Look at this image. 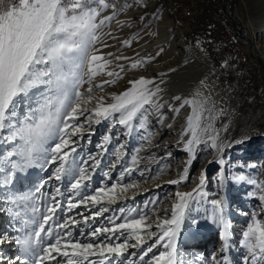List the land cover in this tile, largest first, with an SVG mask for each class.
I'll list each match as a JSON object with an SVG mask.
<instances>
[{
	"label": "rangeland",
	"instance_id": "374dc122",
	"mask_svg": "<svg viewBox=\"0 0 264 264\" xmlns=\"http://www.w3.org/2000/svg\"><path fill=\"white\" fill-rule=\"evenodd\" d=\"M65 2L67 4L70 0H65ZM18 3L19 0H0V11L6 10V8ZM95 3H98V0H88L87 6L93 8ZM105 3L107 5L105 8H111L114 11L109 15H103L102 17L98 16L96 18L97 24H99L100 20H104L105 22L99 24V27L96 29V39L89 42L91 48L95 50V53L101 49L110 48V50H113L115 53L121 54V58H126V60L132 61L133 63L145 61L136 69L130 67L132 70L140 71V68H143L145 67L144 65H146L143 43L145 40H158L161 34L158 30L157 22L162 21L164 17H167V19L171 21L175 32H179L183 35L185 44L189 48L198 52L203 66L212 78L213 96L210 103H214V118L217 126H221L224 122L231 120L234 115L239 116V120L235 122L234 127L243 126L245 122H250L248 133H250V135H256L257 138L250 142V150L245 151L248 153L245 156H239V154L236 155L235 153L243 151V148L235 146L232 147L231 150H224L221 155L222 160L229 161L223 169L225 180L222 181L216 174L217 169L222 167V163L215 164L203 174L206 182V195H196L194 196V199L189 200L188 207L184 212V219L181 222L178 231L179 235L183 231L185 236L182 241L177 239L176 254L174 253L175 264H213V255L217 258V264H245L244 257L248 256L249 253L246 246L242 243L244 239L243 233L247 231L250 224H255V220H258L260 226L264 227V199H261V197H264V174L260 175L259 166L264 160V66L262 67L261 64L249 54L248 46L245 43L243 44L238 38H235L231 34L218 36L219 41L216 39L218 48L215 50V55L213 54L214 52L211 54L207 52L212 51V44L203 43L202 48L194 43H188L193 42V35L187 32H182V20L170 12L165 14L162 13L157 2H155V4H146V0H142V3L141 0H105ZM131 8H135V12L132 14L128 23L117 21L119 14L129 13ZM232 12L238 18L242 19V21H246L247 16L242 10L241 0L236 1V7L232 9ZM251 15L252 12L250 13V16ZM109 16H111V19L105 20V17ZM202 16L203 15L201 14V18ZM204 25L205 23L202 18L199 26L203 27ZM183 28L185 29V25ZM243 28L252 35L248 25L244 24ZM253 35L254 37L257 35L256 37L258 38V53H264V30L261 29ZM176 36L172 35V37H169L168 43L173 41ZM162 46V48L156 49V51L151 54L152 59L157 60L159 57L165 56L167 52L169 54L171 53L170 56L173 57L176 55L177 59L179 58V53L175 51L177 50L176 48L171 47L173 49L170 50L169 44ZM229 46L236 47L237 49L234 48L235 50L232 51ZM241 50L243 51V54L238 53V51ZM158 53L159 55H157ZM108 67H106V69ZM130 69L124 70L123 73L130 71ZM82 70L86 71L82 72ZM65 71H70V68H66ZM78 71L84 81L79 87V90L82 93H86L90 83L97 82L96 84H101L103 82V76L100 78L92 76L91 82H89L87 76V72H89V64L86 65L85 61L83 67ZM100 71L102 72V70ZM100 75L102 74L100 73ZM112 79L115 80V83L107 84L102 90L94 88L91 94L96 97L103 96L105 99H109L117 96L114 93L120 95L121 93L129 91L132 87V84L129 83V79L113 76L110 77L109 80ZM99 80L102 81L100 82ZM233 83L237 84V87ZM84 87L86 88L84 89ZM32 91L34 102L32 103L31 108L32 111H36L40 105L35 103V101L40 100L41 103H43L42 97L48 94L46 92V86H41ZM52 95H54V93ZM85 96H87V94ZM246 97H248L247 100ZM88 106L93 107L94 105L90 104ZM145 106L137 112L136 116L131 121V128L121 126L119 129L112 132V127L115 122L112 118H109L108 120H101L103 122L102 128L100 131L95 132L96 138H98L96 140L98 144L103 142L102 140L105 136L112 137L114 141L111 146L104 147L106 159H97L101 161L94 170H98L97 180L105 181L106 178H109L108 188H111L113 184H116V191L118 194V198L113 197L111 194L108 196H105L103 193L95 194L102 197L100 204H104V202L107 201H113L114 203H117L118 200L125 201L132 192L137 191L139 188H144L152 180L163 176V172L166 171L167 168L176 169L181 158L186 156V153L184 152H180L175 156H170L161 151L158 152L155 149L150 150L149 152L147 151L146 153L143 152L144 150L142 146L146 147L149 145V143L153 141L154 134L156 133V126H154L155 123L152 122L154 118L152 115L156 109L153 107L149 109L147 105ZM23 109L24 113L22 114L24 115L19 119L16 118L18 121L15 120V122H10L11 117L5 121V124H7V130L3 134L2 142L6 144L5 148L3 147L0 149V197L5 199L4 206L7 210L6 212L11 215L15 222L21 221V224L24 223L25 218L27 219L31 206L38 210L36 212L33 211V216L35 218L42 221V216L47 214V207L52 201V199L50 200V197H52L51 195L56 191V187H54V185V188L50 187L46 194V184L39 193H37L35 189L41 186V181H47L46 179L53 176L56 167L59 166V162L53 165H46L44 163L46 159L50 158L51 148L54 147V143L59 142L58 136H51L44 141L43 148L34 153L32 164L27 166L24 171L16 169L13 182L8 185L4 184V180L8 177L9 172L13 171L11 162L15 161L18 165L24 164V158L20 155L24 146V141L19 136L15 139H9V137L13 134L16 128L23 126L24 123L34 124L39 119L38 111L32 119H27L30 115L27 106H23L22 109L19 107L17 108V111L19 112ZM54 110L55 106L53 107V111ZM63 114L66 115V113ZM17 117H19V115H17ZM254 118L255 120H253ZM81 123H84L83 119L81 120ZM91 123H95V121L93 120ZM141 123L144 125L143 128L140 127ZM99 124L101 125V123ZM9 125H13L14 127H9ZM60 127H63V123L60 124ZM173 135L177 136V134L175 135L174 133ZM222 137L221 141L223 142L224 139H222ZM82 139H84V144L85 141H88V144H91L92 142V139L87 138V136ZM211 142L215 143L213 141ZM179 144L180 142H177L174 146H178ZM174 146H171L170 149L177 147ZM217 147L218 144L215 143V146H212V149L207 148L206 150L201 151V153H199L198 150H195L196 155L191 166V169H193L191 176L188 178L189 180L187 179L188 181L182 183L178 187V191L187 189L191 182V178L196 172H198L200 176L203 171L202 165L204 160L209 153L215 152ZM43 149H47V153H45ZM9 153L16 154L9 157ZM133 157L136 158L135 161H133ZM78 161V155L70 153L67 164L69 167H74V173L70 176L75 177L78 175ZM94 162L95 160L91 165H93ZM237 162L238 164L235 165ZM140 163H147L150 167L148 168V166L143 164L140 165ZM117 164H119V167L115 168ZM41 165L44 166L41 167ZM113 165L114 168L111 167ZM125 169H133V171L121 177V173L124 172ZM106 172L109 173L108 176L104 175ZM61 175L63 178L64 175ZM149 177L152 178L149 179ZM239 177H243L244 179H239ZM60 180L54 179V183H58ZM17 181L20 182L19 187L16 186ZM132 183H135L137 187L128 189V194L120 193L121 185ZM87 188L91 192H94L95 190L94 184H87ZM176 188L177 187L173 186H165L157 191L152 190L148 195L140 196L131 202H122V204L114 209H109L107 212L104 211L103 215L106 214L105 218H107V221L102 222V225L106 224V227L111 228L113 227V222L123 223L125 222L126 217L138 218V215L142 212L146 213L154 220V206L158 209L162 203H167V206L171 209L172 204L178 202V199L175 197L177 192ZM140 194V192H137L133 196ZM23 197H29V199H22ZM205 200L207 202L220 201V208L217 209L213 202V208L208 209L207 211L208 206L207 208L203 206V201ZM153 201L156 202L155 205H153ZM121 209H123V212H121ZM95 210L97 212L101 209L97 208ZM17 213L19 215H17ZM158 214L160 216V213ZM163 215L168 216L167 213H163ZM221 218L223 219V223H221ZM193 220L196 221V224L192 223ZM187 221H189V223L186 225L185 222L187 223ZM29 226L30 230L33 231L34 226L31 224ZM187 226L188 231H184ZM25 230L26 228L23 227L24 232ZM152 230L156 231L155 228ZM225 231L227 232L226 238L223 236ZM203 235L206 237L210 236V243L208 242L207 246L208 248L212 247V249L206 254L202 252V256L198 261L196 260L199 258L196 257V253L198 254V252L195 250H201L200 247ZM130 236V230H118L117 233L114 234V237H119L118 242H123L124 239H129L130 244L135 243ZM218 238L219 240H222V245L218 248H213L214 246L212 245H215V240ZM152 242H154V240L148 241V243ZM192 248L193 250H191ZM165 250L163 244L158 245L157 248L153 249L152 253L147 255L144 262H139L140 249H137V255L133 258H131V254L127 255V258H124V262H122V259L119 260L118 258H114L112 261L115 263L117 262V264H120L121 262L122 264H131L133 261H135L136 264H147V260L151 259L154 255H159L160 251Z\"/></svg>",
	"mask_w": 264,
	"mask_h": 264
},
{
	"label": "snow or ice",
	"instance_id": "6c2138e0",
	"mask_svg": "<svg viewBox=\"0 0 264 264\" xmlns=\"http://www.w3.org/2000/svg\"><path fill=\"white\" fill-rule=\"evenodd\" d=\"M88 0H70L66 4L65 0H19L18 4H13L6 10L0 11V129L5 127V121L9 117L16 116L17 108L27 106L30 115L27 119H32L39 112V119L34 124L24 123L23 126L16 128L9 139H15L19 136L24 141V146L20 155L24 158V164L18 165L15 161L11 162L12 172L4 180V184L8 185L13 182L15 170L24 171L30 166L34 160V153L43 148L44 141L51 136H58L59 142L54 143L51 148L50 158L45 160L46 165H53L59 162L52 178L60 180L64 176L73 175L74 167L67 164L70 153L76 152L75 140L73 139L81 133L85 124L91 123L93 120L96 124L101 120L112 118L114 122L128 128L132 127L131 121L137 112L144 108L145 105H155V97L160 91L159 86L155 87V91L149 90L147 87L137 88V85L147 86L154 82L144 77L137 80L129 81L133 85L135 94L130 97V92L126 91L119 96H114V103H104V97L94 98L91 93L94 88L103 89L109 83H115V80L103 81L101 84L92 85L82 93L79 90L80 85L84 82L79 74V69L83 67L85 58H87V45L90 41L95 40V31L99 24L105 21L100 20L96 23V18L100 15V11L96 8L87 6ZM98 4L107 7L105 0H98ZM115 14V13H114ZM111 16L105 17L110 20ZM159 55V53L157 54ZM121 59V57H116ZM104 60V57L92 55L88 58L89 63V82L92 76L96 75L92 65L103 68L105 65L97 64L98 61ZM145 61H138L131 65L132 69L141 66ZM107 64V61H105ZM70 68V71H65ZM110 77L118 76V73H108ZM46 86L48 95L43 96L41 103L36 100L35 103L40 107L36 111H32L31 105L33 101V89ZM132 91V90H130ZM54 93V95H52ZM87 94V99L83 97ZM74 98V100H73ZM174 99H179L175 97ZM192 103V101H185ZM93 104V107L88 105ZM55 110L53 111V107ZM178 111V109H177ZM63 113H66L63 114ZM113 114H119L120 118L115 121ZM84 123H81V120ZM63 123V127L60 124ZM9 127H14L9 125ZM144 127L143 123L140 125ZM195 136V129L192 130ZM108 137L104 140L107 142ZM199 143L198 140L195 141ZM192 141H189V150H191ZM103 148L104 145H97ZM47 153V149H43ZM16 153H9V157ZM91 159V158H90ZM133 157V161H135ZM101 163L95 160L92 165L93 171L95 167ZM44 165H41L43 167ZM133 169H125L121 173V177L129 174ZM187 168L185 175L179 180H172L170 183L177 184L185 181L187 177ZM108 176L109 173H105ZM152 177H149L151 179ZM90 179L87 175L85 167L79 168L78 175L75 176L71 183L73 192L80 195V190L87 187L85 183ZM239 179H244L239 177ZM48 181H41V186L35 191L41 192L43 186ZM204 184V176L201 174L200 183L190 192H177L178 202L171 206V218L160 219L159 212H167V209H156L153 207V215L155 219H151L146 213H141L138 218H125L123 223L113 222V227L96 228L91 232L92 237H97L104 233H117L118 230H130V238L135 243L130 244L129 239L123 242H101V243H81L76 240L73 242L71 233L65 231L63 237L60 230L69 228V224H75L76 221L69 217L63 223H55V213L61 205L57 202L55 207H49L41 220L33 218L25 221V226L33 225V232L16 242L20 245L22 253L31 252L32 259L28 255H24L23 259L18 258L16 264H45L46 261H55L58 256L67 257V264H82L77 259L83 257L88 260L90 256L97 255L95 250H99V255L103 257L100 264H112L114 258L124 256L128 252L129 247L140 249L139 262H144L149 253L158 245L163 244L165 251H160L159 255H154L147 260V264H175L174 261V238L179 231L180 224L184 219L185 209L188 207L189 200L194 199V194L201 195L202 186ZM137 185L124 184L120 186V193H125L128 189L135 188ZM117 185L113 184L111 188L96 189L98 194L103 193L105 196L111 194L118 198ZM59 189H57V192ZM11 199V198H9ZM22 199H29L23 197ZM55 199V197H53ZM102 197L100 195L85 196L78 203H72L69 200L70 208H77L80 204H100ZM264 199V197H261ZM155 205V201L152 202ZM217 209L220 208V201H214ZM34 212L38 211L33 209ZM107 211L101 208L95 212L94 216L101 215ZM123 212V209H121ZM17 215H19L17 213ZM255 220V217H254ZM50 221L53 226H49ZM196 224V221H192ZM221 223L223 219L221 218ZM38 225V227H36ZM155 228L156 231L152 229ZM33 235L35 238H33ZM47 235L48 240L44 242ZM226 238L227 232L223 233ZM54 237V242H53ZM242 243L246 246L249 253L244 257L245 264H264V227L260 226V222L255 220V224H250L247 231L243 233ZM7 233H0V244L9 239ZM109 237L108 239H112ZM119 241V237H115ZM148 243V241H152ZM68 249L72 251L69 252ZM146 249V250H145ZM137 255L136 253L132 254ZM226 260V258H225ZM213 264H217V258L212 256ZM131 264H136L135 261Z\"/></svg>",
	"mask_w": 264,
	"mask_h": 264
},
{
	"label": "bare ground",
	"instance_id": "6f19581e",
	"mask_svg": "<svg viewBox=\"0 0 264 264\" xmlns=\"http://www.w3.org/2000/svg\"><path fill=\"white\" fill-rule=\"evenodd\" d=\"M157 4L160 6L162 13H172L176 17H178L177 12L175 8L173 7H166L164 8L161 0H146V4ZM176 0H167L168 5H175ZM241 7L244 11L245 15L247 16L246 21H242V19L238 18L236 15L235 18L238 21V25L241 28V31L243 35L246 38H249L252 43V47L250 49L251 56L256 59L261 66H264V53H258V38L253 34H256L259 30H264V0H241ZM97 10H99L101 13L99 17H102L103 15H109L113 13V9L111 8H101V6L98 3H95L94 7ZM103 12V14H102ZM135 12V8H131L129 13H121L118 15L117 21H122V23H128L131 19L132 14ZM252 12V15L250 16V13ZM246 24L250 28V31L252 32V35H250L244 28L243 25ZM158 30L160 32V37L158 40L150 41L145 40L143 43L144 48V58H146V65L144 70L143 68H140L141 70H132L130 69L131 65L133 64L132 61L126 60V58L116 59V57H121L122 55L119 53H115L113 50L109 49H101L94 52L95 50L91 48V45L88 43L87 45V58H85V64L88 63V58H90L92 55H99L104 57V60L98 61L97 64H105V61H107V64H105V67L99 68L96 65H92L93 69L96 72V75L94 77L100 78L101 76L104 77L102 79L103 81L109 80L110 76L108 73H118V77H124L125 79H129V81L137 80L140 77H144L148 80H152L154 83L147 86H140L137 85V88H143L147 87L149 90L155 91V87L158 85L160 91L156 95L155 99V105L158 106H149L150 108H155L156 111L152 115L154 118L152 122H154V126H156L154 134L153 141L149 143V145L142 146L143 152H149L150 150H157L158 152H163L166 155L175 156L176 154H179L180 152L186 153L184 157L181 158L179 164L177 165L176 169L174 168H167L166 171H164V175L152 180L148 185H146L144 188H139L137 191H134L131 193V195L125 200V201H119L117 203H114L113 201H107L104 202V204H92L91 201H88L87 204H80L77 208H70L69 207V200L71 199L72 203H78L79 200L83 199L85 196H91L97 194L96 189L98 188H104L105 190L109 189V178L104 180H97V171H93L92 169V162L94 160H97L99 158L106 159L105 153H104V147L105 146H111L113 144L112 137L110 138L108 136V141L106 142L104 139L102 140V143H97V139L95 132H98L102 128V121L101 125L96 123H88L83 128L81 134L77 135L73 139L75 140V147L76 152L75 154L78 155V164L80 167H85L87 169V175L90 176V179L86 181L85 183L88 185L94 184V192L88 190V188L84 187L80 190V195L77 196L75 192L71 189V183L74 181V176H63L61 178L60 182L54 183V178L51 176L50 178L46 179L48 183L45 186V194L47 193L48 189L51 187H56V191L53 192L50 197V200L52 201L49 203L47 209L49 207H55L56 203L58 202L61 207L57 208L55 215V223H63L65 219H68L71 217L76 221L75 224H69V228L66 230H60L61 236L63 237V233L65 231L71 233V237L73 242L76 240L80 241L81 243H101V242H111L115 244L117 239H115L114 236H112L111 233H104L97 237H92L90 234L93 232L96 228H103L106 227L104 224L102 225V222H106L107 218H105V215H103V212L99 216H94V213L96 212L95 209L97 208H105L107 210L114 209L118 205L122 204V202H131L134 199H137L140 196L148 195L152 190L157 191L165 186H173L177 187V192H190L194 188L197 187V185L200 183V177L201 174H204L205 171L211 169L215 164L222 163V167L217 169V175L219 176V179L222 181L225 180V176H223V169L226 166V163L229 161L222 160V153L226 149H232V147L240 146L243 148V151L235 153L236 155L239 154V156H245L248 152H245L246 150H250V145L252 141L256 140V135H250L248 133L249 123L245 122L243 126L234 127L235 122L239 120V116H233L231 120H228L224 122L221 126H217L215 122V109L214 103L211 102V98L213 96V83L212 78L208 74L207 70L202 64L201 57L192 48H189L183 39V35L179 32H175L173 29L172 23L167 17H164L162 21L157 22ZM176 33V34H175ZM121 35V34H120ZM118 35V36H120ZM172 35H177L175 37V41H169V37H172ZM193 35V34H192ZM242 43H245L248 46V41L245 39H239ZM174 42V43H173ZM169 44V49L176 48L175 50L177 53H179V58L177 59V56H170V54L167 52L165 56L159 57V59H152L151 54L156 51L158 48H162V45ZM204 44H212V50H213V43H204ZM161 45V46H158ZM173 47V48H171ZM95 48V47H94ZM169 50V51H170ZM176 57V59H175ZM172 58V59H171ZM261 59V60H260ZM109 66V67H108ZM106 67H108L106 69ZM130 69V71L123 73L124 70ZM71 70V69H70ZM102 70V72L100 71ZM86 70H82V72H85ZM264 72V67H263ZM100 73L102 75H100ZM87 76L89 78L88 72ZM113 77V76H112ZM101 80V81H102ZM100 81V80H99ZM100 81V82H101ZM97 82H93V85H96ZM86 87H84L85 89ZM132 90V91H130ZM130 92V97L135 94V91L133 90V85ZM84 91V90H83ZM115 95L119 96L118 93H114ZM92 95V94H91ZM108 95V94H107ZM94 98H98L95 95H92ZM175 97H179V99H174ZM83 99H87V96ZM185 101H192V103H185ZM104 103H114L113 98L105 99ZM146 107V106H145ZM23 106H21V109ZM178 109V111H177ZM24 113V109L21 111L16 110V116L11 117L10 122H15L17 120L16 118H20L22 114ZM150 114V112H149ZM19 115V117H17ZM115 116V120L118 121L120 118L119 114H113ZM255 120V118L253 119ZM18 121V120H17ZM6 123V122H5ZM7 124H5V127L0 129V149L5 148V144L3 143V134L7 130L6 128ZM123 127V125H120L119 123H116L112 127V132L116 129H119V127ZM193 129H195V136L193 135ZM173 133L177 136H174ZM87 136V138L92 139L91 144H88V141H85L84 139ZM223 136V137H222ZM224 139V141H221ZM112 139V140H111ZM198 140L199 143H196L195 141ZM112 141V143H111ZM189 141H192L191 144V150H189ZM211 141L218 144L217 150L213 153H209V155L206 157L203 163V171L202 173L198 174L196 172L194 176L191 178V182L187 189L179 190L178 187L182 184L188 181L191 176L192 170V162L194 160V157L196 155L195 150H198L199 153L201 151L206 150L207 148L212 149V146H215V143H212ZM221 141V142H220ZM180 142V144L176 148H171V146H174L175 143ZM111 143V144H110ZM97 145H104L103 148L97 147ZM203 145V146H200ZM212 145V146H211ZM174 146V147H175ZM200 146V147H198ZM147 148V149H146ZM229 152V151H228ZM84 153V154H83ZM198 153V154H199ZM229 154V153H228ZM232 154V153H231ZM91 158V159H90ZM118 161V160H117ZM148 161V160H147ZM146 165L147 163H140V165ZM235 163V165H237ZM151 165V164H150ZM259 165V164H258ZM260 175L264 174V160L260 163ZM114 168V165L111 166ZM119 164L115 166V168H118ZM150 166H148L149 168ZM194 167V166H193ZM187 168V179L185 181H181L177 184H172L170 181L172 180H179L181 176L185 175V169ZM92 169V170H91ZM222 175V176H221ZM264 176V175H263ZM19 181H17L16 186L19 187ZM205 180L204 184L202 186L201 192L206 195L205 191ZM53 187V188H54ZM57 189L59 191L57 192ZM137 192H140V195H135ZM144 192V193H143ZM176 192V193H177ZM125 194H128L125 192ZM130 194V192H129ZM196 196V194H194ZM55 197V199H53ZM175 197L178 199V197L175 194ZM5 199H2L0 197V233H7L9 235V239H7L4 243L0 244V264H16V261L18 258L23 259L24 255H28L29 259L33 258V255L31 252L25 254L21 252L20 245L16 242L17 239H22L25 236L29 235V233L33 232L30 230V224L25 226V221H29L34 218L33 216V206H31V210L28 214L27 219L25 218V221L23 224H21V221H14L9 213H7L5 209ZM213 202L210 201L207 202L206 200L203 201V206H205L208 209L213 208ZM158 209H167V212L160 211V219L164 218H171V209L167 206V203H162ZM98 212V211H97ZM107 212V211H106ZM163 213H167L168 216H164ZM47 214L51 215L47 212ZM162 215V216H161ZM155 219V217H154ZM42 222V221H41ZM185 222V224L187 225ZM49 226H53L54 224L52 221H50ZM23 227L26 228L25 232L23 231ZM38 227V225H37ZM188 231V226L184 229V231ZM190 231V230H189ZM185 236V233L182 231V233L179 235V233L176 234L174 238V249L173 254L176 250V241L177 239H180L182 241L183 237ZM109 237H113L112 239H108ZM33 238L34 235H33ZM48 237L45 235L44 242H47ZM210 236L206 237L205 235L202 236L201 240V250H195L198 252L196 253V257L202 256V252L204 254L208 253L212 247L207 246V243H210ZM54 242V237H53ZM222 245V240H215V247H220ZM199 247V246H198ZM195 248V247H194ZM199 248V249H200ZM193 250V248L191 249ZM69 252H71V249H68ZM97 252V255L90 256L88 260H84L83 257H79V259L82 264H100V261L103 259L98 253L99 250H95ZM137 252V248L129 247L128 252L124 254L123 257H119L118 259H122V262H124V258H127L126 256L131 254V258L134 256L133 253ZM176 254V253H175ZM174 254V255H175ZM178 254V253H177ZM67 257L58 256L55 261H46L45 264H67ZM193 260V259H192ZM122 262L120 264H122ZM130 262V261H128ZM197 262V261H196ZM105 264H108L106 261ZM112 264H117L114 261H112Z\"/></svg>",
	"mask_w": 264,
	"mask_h": 264
},
{
	"label": "built area",
	"instance_id": "2783aa9c",
	"mask_svg": "<svg viewBox=\"0 0 264 264\" xmlns=\"http://www.w3.org/2000/svg\"><path fill=\"white\" fill-rule=\"evenodd\" d=\"M222 2L223 0H176L175 5H168L167 0H161L164 8H175L178 18L182 20V32L193 34V42L188 43H194L202 48L203 43H213V50L207 52L210 54L214 52V55L218 48L216 42V39L219 41L218 36L231 34L237 38L232 23L222 12ZM235 7L236 5H232L227 0L226 12L234 16L232 9ZM201 14L205 23L203 27L199 26L202 19ZM184 25L185 29L183 28ZM229 47L232 51L237 49L233 46ZM238 53L243 54V51H238Z\"/></svg>",
	"mask_w": 264,
	"mask_h": 264
},
{
	"label": "water",
	"instance_id": "95a60500",
	"mask_svg": "<svg viewBox=\"0 0 264 264\" xmlns=\"http://www.w3.org/2000/svg\"><path fill=\"white\" fill-rule=\"evenodd\" d=\"M226 3H227V0H223V2H222V12L230 20V22L232 23V25L234 27V30H235V33H236V37L238 39H245L246 41H248V52L251 55V53H250V49L252 47L251 40L249 38H246L243 35V33L241 31V28L238 25L237 19L233 15L229 14L228 12H226V10H225Z\"/></svg>",
	"mask_w": 264,
	"mask_h": 264
},
{
	"label": "trees",
	"instance_id": "16d2710c",
	"mask_svg": "<svg viewBox=\"0 0 264 264\" xmlns=\"http://www.w3.org/2000/svg\"><path fill=\"white\" fill-rule=\"evenodd\" d=\"M231 2L232 5H236V1L237 0H229ZM141 3H142V0H141ZM236 87H237V84L233 83ZM248 99V97H246V100Z\"/></svg>",
	"mask_w": 264,
	"mask_h": 264
}]
</instances>
